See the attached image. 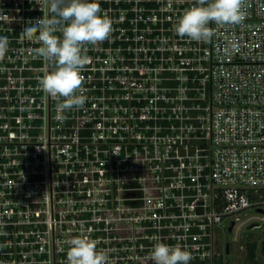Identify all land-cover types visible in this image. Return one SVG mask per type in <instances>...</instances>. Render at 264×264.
<instances>
[{"label":"built area","instance_id":"obj_1","mask_svg":"<svg viewBox=\"0 0 264 264\" xmlns=\"http://www.w3.org/2000/svg\"><path fill=\"white\" fill-rule=\"evenodd\" d=\"M98 3L113 31L61 119L40 45L19 38L40 0H0V264H67L81 233L111 264H153L157 242L224 264L220 230H264V0L207 42L174 31L194 0Z\"/></svg>","mask_w":264,"mask_h":264},{"label":"clouds","instance_id":"obj_2","mask_svg":"<svg viewBox=\"0 0 264 264\" xmlns=\"http://www.w3.org/2000/svg\"><path fill=\"white\" fill-rule=\"evenodd\" d=\"M247 0H194L174 25L175 33L191 41L207 42L215 34L210 26L237 25L245 19ZM42 18L29 21L19 34L22 40L40 46L34 53L45 62L38 84L44 94L56 101L58 118L73 109L83 108L87 101L83 72L90 63L87 45L108 40L113 21L101 13L98 0H40ZM59 33V35H58ZM7 36H0V60L9 47ZM67 264H111L108 249L81 233L65 241ZM153 264H190L192 253L180 244L157 242L150 254Z\"/></svg>","mask_w":264,"mask_h":264},{"label":"rangeland","instance_id":"obj_3","mask_svg":"<svg viewBox=\"0 0 264 264\" xmlns=\"http://www.w3.org/2000/svg\"><path fill=\"white\" fill-rule=\"evenodd\" d=\"M250 215H256L255 211H250ZM239 224V223H238ZM221 243L227 246L229 245V253L225 255L224 264H253L248 259V253L240 249V245L253 243H260L264 240L263 229H252L249 225H241L237 231L234 229L232 232L228 231V226L220 230ZM253 241V242H252ZM227 249V247H226ZM257 262L264 264V257L262 254H257Z\"/></svg>","mask_w":264,"mask_h":264},{"label":"trees","instance_id":"obj_4","mask_svg":"<svg viewBox=\"0 0 264 264\" xmlns=\"http://www.w3.org/2000/svg\"><path fill=\"white\" fill-rule=\"evenodd\" d=\"M256 251H257V244H248L247 246V253H248V259L253 262V264H260L255 261L256 257Z\"/></svg>","mask_w":264,"mask_h":264},{"label":"water","instance_id":"obj_5","mask_svg":"<svg viewBox=\"0 0 264 264\" xmlns=\"http://www.w3.org/2000/svg\"><path fill=\"white\" fill-rule=\"evenodd\" d=\"M258 212H262V210H258ZM229 231L230 232L232 231V227H230ZM261 251H262V254L264 255V241L262 242V245H261ZM227 253H229V245H227Z\"/></svg>","mask_w":264,"mask_h":264},{"label":"flooded vegetation","instance_id":"obj_6","mask_svg":"<svg viewBox=\"0 0 264 264\" xmlns=\"http://www.w3.org/2000/svg\"><path fill=\"white\" fill-rule=\"evenodd\" d=\"M227 247V246H226ZM260 254H262V251H260ZM263 255V254H262ZM264 256V255H263Z\"/></svg>","mask_w":264,"mask_h":264}]
</instances>
